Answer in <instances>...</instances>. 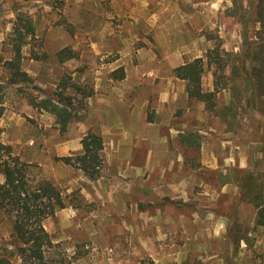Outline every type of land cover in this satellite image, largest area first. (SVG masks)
I'll return each mask as SVG.
<instances>
[{"label":"rangeland","instance_id":"rangeland-1","mask_svg":"<svg viewBox=\"0 0 264 264\" xmlns=\"http://www.w3.org/2000/svg\"><path fill=\"white\" fill-rule=\"evenodd\" d=\"M64 2L0 0V86L6 109L0 117L1 133H21L27 145L35 148L37 159L28 163L31 177L49 180L63 196L76 195L81 202L79 208L67 207L43 221L53 244L45 253L48 262L264 264V227L255 224L254 207L240 198L233 181L241 169L264 174V121L239 114L229 134L223 135L222 120L205 111L202 103L187 100L184 82L173 73L176 67L202 58V89L212 91L213 68L204 57L213 47L209 37L219 38L223 50L238 52L242 27L229 15L230 10L236 3L239 12H249L253 0H136L134 11L126 9L124 0H81L78 4L71 0L67 11ZM100 6L109 10L102 13ZM21 13L30 17L34 28L21 56L41 63L42 68L34 79L19 82L17 78L11 84L5 62L13 57L10 39ZM247 29L252 37L257 25L249 24ZM120 68L123 79H113L112 72ZM166 94L173 98L172 105L167 108L165 103L158 115L170 123L180 121L173 126L179 130L169 131L178 139L170 147L182 154L180 161L155 157L152 146L140 139L118 145L120 134L109 117L105 129L96 125L102 123L98 106L132 105L143 98L147 101L144 119L153 122L160 97ZM44 96L67 105L74 117L65 127L56 123L53 114L28 104L29 98ZM215 100L220 108L230 95L221 90ZM186 107L207 113L202 124L191 121L196 116L189 115ZM88 132L103 142L102 165L95 180L56 159L80 154V140ZM165 132L157 125L146 134L165 137ZM203 141L207 151L217 156L199 161ZM9 147L12 156L20 160V153L27 159L24 147ZM153 147L160 150L162 146ZM151 150L155 155L147 171L146 156ZM116 151L127 153L128 161L117 159ZM134 165L144 169L143 174L130 175L129 167ZM170 168L173 173L163 172ZM163 179L165 184L177 180L185 194L156 195L153 188L160 189ZM84 186L91 192L90 186H100L101 199H85ZM127 188L133 193L126 194ZM144 190H151V195H144ZM11 233V221L0 212V246L8 250ZM12 261L19 264L17 257Z\"/></svg>","mask_w":264,"mask_h":264},{"label":"trees","instance_id":"trees-1","mask_svg":"<svg viewBox=\"0 0 264 264\" xmlns=\"http://www.w3.org/2000/svg\"><path fill=\"white\" fill-rule=\"evenodd\" d=\"M234 5L229 15L236 18L242 27L238 52L223 50L219 38L209 37V40H213V47L204 56L206 65L213 68V90L207 92L202 89V58H195L173 70L174 77L184 82L187 98L202 103L205 111L220 118L226 132L231 131V125L239 114L255 115L264 121V0H253L249 12L241 10L240 13ZM249 24L257 25L252 37L247 34ZM12 34L10 45L13 57L5 62V66L10 72L11 84H14L17 78L19 82L29 80L27 74L20 70V62L25 39L34 35L30 17L18 14ZM58 57L63 58L61 53ZM111 76L115 80H122V68L112 72ZM2 89L0 86V117L4 111ZM221 90L229 93L230 100L216 108L215 96ZM28 100L32 108L53 114L61 127H65L74 117L66 104L55 102L49 97ZM262 126L264 128V123ZM182 139L187 141L188 137L183 136ZM80 144V154L56 159L81 170L89 180H95L99 177L102 165V139L88 132L81 138ZM30 168V164L12 156L10 147L0 142V212L11 221L13 240L11 250L0 246V264H13V257L18 258L19 264H54L45 258V253L53 244L43 227V221L54 216L56 211L81 206L76 195L63 196L60 189L49 180L31 177ZM238 173L233 175V181L239 189L240 198L254 207L255 224L264 227V174L252 169H241Z\"/></svg>","mask_w":264,"mask_h":264},{"label":"crops","instance_id":"crops-1","mask_svg":"<svg viewBox=\"0 0 264 264\" xmlns=\"http://www.w3.org/2000/svg\"><path fill=\"white\" fill-rule=\"evenodd\" d=\"M37 1L38 3H44V0H33ZM61 1V0H60ZM65 4H64V10L66 9V11L68 9H70V4L68 2H70L71 0H64ZM81 0H74L75 3H79ZM83 1V0H82ZM108 0H105V2L107 3ZM113 1V0H110ZM116 1V0H115ZM131 1V2H130ZM124 2H127L126 5V9L129 11H134V9H136V0H124ZM134 2V3H133ZM99 11L105 12V10H109L107 7L106 8H102V6H100ZM35 32L36 34L38 33L35 27ZM11 60L10 58L7 59V61ZM20 68L21 71L25 72L27 74V76L31 79H34L36 77V74L38 72V70L40 68H42V64L39 62H36L34 60H29V59H25L22 57L21 62H20ZM131 93V89L127 90L126 96L130 95ZM185 93V92H184ZM186 95V94H185ZM165 97V98H164ZM164 97H160V101L161 104L158 105V107L156 108V115L153 119V122L151 121H145L144 119V110L146 107V103L147 101L143 98L142 100H137L132 102V105H126V103L122 102L119 105H100L98 106L99 108V113H100V118L102 123L101 124H97L100 128L105 129L108 125L109 122L105 121V119H107L108 117L110 119L113 120V124L115 125L114 128L116 127V129L119 131L118 133L120 134L119 138L117 139L116 143L118 145L123 146L122 144H126V146H128L131 142L133 143L134 140L140 139L145 141L147 144H150L153 148V151H155L156 155L155 157L157 158H168V160H174V161H180L178 160L179 158H182V154L174 151L173 147L171 148L170 146L172 145V143L176 142V140L178 141L177 138H175V136H173L172 134L169 133V131L174 132V130H177V128H173V126L177 123H179L178 121H172L167 122V120H162L161 118H159L160 111L165 107V103H167V108H170V106L172 105V97H170L169 94H166ZM186 99L188 100L187 96ZM187 103V102H186ZM5 108V105H2ZM30 107V106H29ZM31 111L33 110L30 107ZM188 114L190 115V112L193 114H195L196 118L195 119H191V121H193L194 123L198 121H201V124L203 122V117L205 115H207V113L205 111H201L200 108L198 107L197 111H190L189 107H186ZM4 113H6V109H4ZM4 113L2 114V116L4 115ZM172 112H170L171 114ZM14 115V114H13ZM13 119H15L13 117ZM197 119V120H196ZM1 123H0V127L2 124V119H0ZM98 122H100L98 120ZM162 126V128H164V130L166 129V132L164 134L165 137H152L149 134H146L147 131L152 130L154 126ZM90 126H88V128H90ZM83 128L85 129V126L83 125ZM9 129V128H7ZM179 130V129H178ZM9 131H4L1 133V142L3 144L9 145L12 148H14L16 150L17 145H20L21 149H23L25 152L27 153V159L21 157L20 153L18 154V156L20 157V160H24L27 163H31L34 161V159L36 158L37 152L35 150L34 147L32 146H28L27 145V139L23 136V134L21 133H17L16 135H10L8 133ZM200 132V131H199ZM225 134L223 135H228L229 133L224 131ZM226 137V136H225ZM104 138V137H103ZM115 143V144H116ZM107 144H109L107 142ZM81 145V144H80ZM154 145H161V149L157 150L155 149L153 146ZM164 147H166L164 149ZM207 146L205 145L204 141L201 143V149H200V153H199V161H201L200 159L205 158L206 156L209 157H215L217 156L216 153H214L213 151H211V149H209L207 151ZM118 148V147H116ZM54 150V149H53ZM78 151V150H77ZM102 151V150H101ZM116 155L119 157L117 159H121V162L124 163V161H128L127 157L128 154L127 153H118L116 151ZM130 155V153H129ZM154 153H152V150L150 152H148L147 156H146V164H145V170L149 171V166L151 165V160L154 157ZM39 158V156H37ZM37 162V161H36ZM40 165V164H39ZM66 165V164H65ZM69 166V165H68ZM67 167V166H65ZM69 168L71 169V166H69ZM129 173L130 175H134V177H138L140 175V173L143 171L144 169L139 168L138 166L134 165V166H130L129 167ZM178 170V169H177ZM174 172L173 170L168 169V170H163V172ZM2 182V180L0 179V183ZM165 179H163L162 181V187L159 188H153V191L156 195H159L162 197H171L172 195L175 196H182V194H185V189L180 187V184L178 183V181L176 180L175 182L172 183H167L165 184ZM225 186V185H224ZM87 186H84L83 189H81L82 193H84V197L87 200H94V196H96L98 199H101V187L98 186L97 189L90 186L93 189V192L90 191V189H85ZM123 191L126 192V194L128 193H133V191H131V188H127L124 189ZM151 190H144L143 194H149ZM125 194V195H126ZM64 210V209H62ZM58 215V214H57ZM56 216V215H55ZM44 227V226H43Z\"/></svg>","mask_w":264,"mask_h":264}]
</instances>
